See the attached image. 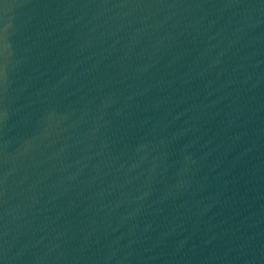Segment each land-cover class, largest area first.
Wrapping results in <instances>:
<instances>
[{"label": "water", "instance_id": "water-1", "mask_svg": "<svg viewBox=\"0 0 264 264\" xmlns=\"http://www.w3.org/2000/svg\"><path fill=\"white\" fill-rule=\"evenodd\" d=\"M0 264H264V0H0Z\"/></svg>", "mask_w": 264, "mask_h": 264}]
</instances>
